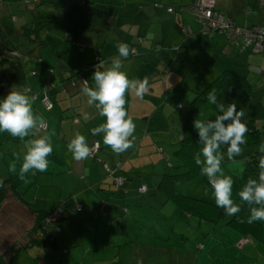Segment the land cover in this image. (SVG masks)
<instances>
[{"label":"crops","instance_id":"crops-1","mask_svg":"<svg viewBox=\"0 0 264 264\" xmlns=\"http://www.w3.org/2000/svg\"><path fill=\"white\" fill-rule=\"evenodd\" d=\"M193 2L89 0L85 5L84 0H0V99L13 88L35 95L33 112L43 116L47 126L39 135H51L53 145L48 170L29 172L25 182L18 178L19 163L16 172L11 165L17 155L22 159L37 137L21 141L0 132V179L11 178L18 193H9L0 206V222L4 221L0 253L32 228L34 211L40 210L50 213L45 224L54 246L40 245V261L35 264H237L239 256L241 264H263L257 263L259 258L255 263L254 256L262 253L250 249L258 248L250 241L241 247L245 253L237 254V241L243 237L237 229L229 228L231 248L222 249L219 223L186 212L170 195L173 185L192 197L215 202L207 177L170 184L165 176L186 169L176 151L189 102L223 71L237 73L251 85L248 90L231 80L216 93L218 102L234 103L237 110L242 108L237 100L242 104L253 85L264 83L260 54L234 45L219 32L205 31L192 13L166 10L168 5ZM215 6L239 26L264 25V0H215ZM256 8L254 23L245 24L246 17L238 20L237 14ZM46 15L54 17L53 23L41 29L36 40L26 36L24 26ZM118 42L133 50L127 59L121 58L122 71L130 79L147 77L150 85L143 98L125 94V109L136 129L134 146L119 155L104 145L103 134H91L104 118L81 91L85 80L93 85L92 74L100 61L106 68L118 56ZM171 46L179 47L177 54L188 51L183 60L193 56L198 64L209 63L200 79H183L196 75L198 69L178 70V56L173 59ZM253 54L259 56V66L253 65ZM70 68L78 75L68 78ZM45 96L53 101L49 110L43 104ZM215 111L207 100L194 119H214ZM77 132L85 135L90 147L100 143L95 156L72 159L67 144ZM245 159L243 153L236 160L228 159L233 166L225 162V172L234 179L231 170L240 171ZM116 176L124 178L123 186L115 184ZM141 185H146L144 192L139 191Z\"/></svg>","mask_w":264,"mask_h":264},{"label":"clouds","instance_id":"clouds-1","mask_svg":"<svg viewBox=\"0 0 264 264\" xmlns=\"http://www.w3.org/2000/svg\"><path fill=\"white\" fill-rule=\"evenodd\" d=\"M118 56L112 58L108 67H103L102 62L95 66L92 74L93 85L89 86L85 80L81 89L87 97V104L95 106L104 122L91 128L93 136L103 134V143L112 152L119 155L134 146V132L136 124L125 109V94H134L143 98L149 92V79H130L123 68V59H127L133 51L127 43L116 44ZM103 68V70H101ZM35 95H27L25 92L13 88L6 97L0 99V132L9 133L13 138L24 141L26 137H37L31 140L23 157L16 156L11 165V171H17L18 178L26 182L29 172L35 175L37 172H46L49 167L47 157L53 152L51 135H39L45 124L43 116L34 114L33 103ZM208 103L215 106L212 118H199L193 121V127L198 133V142L202 145L199 152L194 155L195 164L200 167L201 175L206 176L212 189V194L217 207L222 208L228 216L238 215L241 205L248 206L246 222L264 221V142L259 147L258 177L249 178L238 191L240 203H236L233 197L234 180L226 175L222 167L225 152L222 146H226V156L232 160L243 153V146L247 144V124L243 121L244 109L237 110L236 104L218 102L216 89L209 90ZM87 119V114L84 115ZM67 151L72 159L82 161L88 159L93 152L85 135L77 132L74 138L67 144ZM4 187L3 179H0V188ZM245 222V221H241Z\"/></svg>","mask_w":264,"mask_h":264},{"label":"trees","instance_id":"trees-1","mask_svg":"<svg viewBox=\"0 0 264 264\" xmlns=\"http://www.w3.org/2000/svg\"><path fill=\"white\" fill-rule=\"evenodd\" d=\"M88 2L89 0H84L85 5H87ZM53 18L54 17L51 15L41 16L38 18L36 17L33 23L24 26L23 30L25 35L32 38V40H36L39 36V31L46 25L53 23ZM66 72L68 78L78 75V71L76 72L73 68L67 69ZM78 78L82 80V77L78 76ZM231 80H235L248 90L251 86L245 77L229 70L223 71L212 83H210L201 92H198L189 102V110L186 116V125L182 132L183 135L180 141V148L176 151L178 156L183 160V166L184 168L186 167V169L179 173L165 175L166 179L170 181V184H174L179 180L189 181L201 175L200 167L195 164L194 160V155L201 149V144L198 142V133L193 127L194 117L198 112L200 104L207 101V94L209 90L215 88L217 93L220 88ZM75 81L76 77L72 82L75 83ZM243 121L248 127L246 137L247 144L243 146V156L246 158L245 171L249 175L258 177V157L260 155L258 146L264 142V140L261 136L260 127L256 124L255 119L249 118L244 119ZM3 181L4 187L0 188V206L6 197H9V193L18 195L14 182L11 178L3 179ZM170 188V195L172 199L186 212L215 224L227 219L225 224L229 227L237 229L242 234L244 233L242 238H248V242L254 236H257L259 240L264 239V228L259 222L248 224L246 222L248 213L245 210L242 209L238 215L228 216L225 214L224 210L217 207L215 202L212 200L192 197L189 194L179 191L173 185H171ZM19 197L22 198L21 196ZM49 215L50 213L47 211H34V223L32 228L28 230L20 240H16L12 246L8 247L6 251L0 253V264H13L22 251L28 250V248L33 245H42L46 247L54 246V237L48 230V232L46 231L45 222L47 221ZM242 220L245 222H241Z\"/></svg>","mask_w":264,"mask_h":264},{"label":"rangeland","instance_id":"rangeland-1","mask_svg":"<svg viewBox=\"0 0 264 264\" xmlns=\"http://www.w3.org/2000/svg\"><path fill=\"white\" fill-rule=\"evenodd\" d=\"M258 6H260V5H258ZM257 8L254 9L255 11H253V12L251 11L249 14L244 12L243 14L245 16L243 14H237L238 20L241 19L240 17H242L243 19H244V17H246L244 20H247L248 22L245 23V24L250 25V24L254 23V21L256 20V14H257L256 11H258ZM242 24L245 25L244 22ZM0 39H3L2 35H0ZM172 48H173V51H174L173 59H175L178 56L177 63H176V66H177L176 68L178 70H183V69H187L188 68V72L190 73L191 70L193 71V70H196V68L198 69L196 71V75H193V76L187 75V76H184L183 79L187 78V81H189L190 79L193 80L196 77L198 79H200L201 74H203V72H205V69H207L209 67V63L201 61V63L198 64L197 62L194 61L195 59H194L193 56L192 57L189 56L186 60H183L184 58L187 57L188 51L184 52L183 54H181V53L177 54L176 51L178 50L179 47L173 46ZM252 59H253V65L259 66L261 64V60H260L258 55L253 54ZM257 86L258 87L255 88L254 85H253L252 92L251 93H247V96L245 97V99L242 102V104H239V100H237L236 103H237V105H241L242 109H244V111L246 113L245 114L246 116H244V117L246 119H249V118L255 119L256 124L260 127L261 136H262V138L264 140V83H261V84L259 83ZM202 114L204 116H207L205 111H203ZM201 147H202V145H201ZM222 151H224L225 154H226V146H222ZM237 158L238 157H236L234 159L236 160ZM227 160H228V158L226 156L224 158L223 163H222V167L224 169V172L226 171L224 163L228 162ZM228 163H230V162H228ZM245 164H246V159H245V162H244V166L240 169V171L231 170L232 171L231 174L235 176V178L233 179L234 180L233 197H234L236 203H238V204L240 203V201H239V198L237 196V193L241 189L243 184L246 183V181L248 180V179H246L247 175H249L245 171ZM230 166H233V165L230 163ZM225 174L229 175L227 172H225ZM199 176H203V175H199ZM199 176H197V177H199ZM249 176H251V177H248V178L257 177V176H253V175H249ZM195 179H197V178L195 177ZM241 208L248 213V206L247 205H241ZM226 221H227V219L221 221L216 226L218 228L217 231L221 233V236L219 235L220 236V240H221L220 241L221 242L220 243V247L222 249H224V250L228 249V248H231V247H229V243L231 242V230L232 229H229L230 227L225 224ZM3 223H4V221L0 222V229L3 228V226H4ZM259 223L264 228V221H260ZM238 232H240V231H238ZM238 232L236 231V233H238ZM238 234L241 235L242 233L241 234L238 233ZM18 240H20V239H18ZM250 242H252V245L256 244L258 246V248L253 246L250 249L255 248L258 253H259V251H261V253H262V255L256 254L254 256L255 263H256L257 258H259L260 260L257 261V263H263L264 264V239H260L259 240V238L257 236H254L253 238H251ZM236 249H237V251H236L237 254L242 255V253H245V252L241 251V247H239V246H236ZM40 250L42 251V249L40 248V245L31 246L28 250H26L25 254H23V257L20 259V261L17 264H30V261L32 262L31 264H35V261L36 262L40 261ZM236 258H237V255H236ZM237 259H238L237 264H241L240 261H239V260H241V256H239Z\"/></svg>","mask_w":264,"mask_h":264},{"label":"built area","instance_id":"built-area-1","mask_svg":"<svg viewBox=\"0 0 264 264\" xmlns=\"http://www.w3.org/2000/svg\"><path fill=\"white\" fill-rule=\"evenodd\" d=\"M263 1V0H258ZM170 13L177 11H185L192 13L202 23V26L207 32H219L232 40L234 45L248 46L251 52L260 54L262 57L261 69H264V25L239 26L235 21L219 11L215 6V0H194L193 3L183 6L168 5L166 7ZM43 104L46 109L53 107V101L49 96L43 98ZM178 106H182L179 103ZM44 124L43 128H46ZM93 152L91 156H95L100 148V143L95 141L91 146ZM115 184L123 186L124 178L121 176L115 177ZM146 190V185L139 187L140 192ZM248 242V238H241L237 241L238 246H243Z\"/></svg>","mask_w":264,"mask_h":264},{"label":"water","instance_id":"water-1","mask_svg":"<svg viewBox=\"0 0 264 264\" xmlns=\"http://www.w3.org/2000/svg\"><path fill=\"white\" fill-rule=\"evenodd\" d=\"M260 71H262L261 73H263L264 74V69L262 68Z\"/></svg>","mask_w":264,"mask_h":264}]
</instances>
